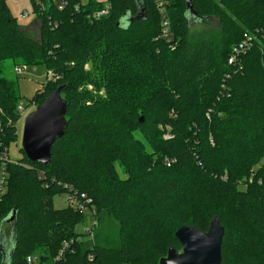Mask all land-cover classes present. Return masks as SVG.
I'll return each mask as SVG.
<instances>
[{
	"label": "trees",
	"instance_id": "1",
	"mask_svg": "<svg viewBox=\"0 0 264 264\" xmlns=\"http://www.w3.org/2000/svg\"><path fill=\"white\" fill-rule=\"evenodd\" d=\"M108 1L95 16L105 7L99 1L67 0L59 9L55 0H31L36 39L0 0V155L17 140L21 118L5 60L45 64L52 76L31 102L61 85L67 106L47 166L20 147L5 164L0 264H27L29 255L50 264L65 240L72 242L57 264H159L170 246L181 247L178 227L205 232L215 216L225 228L222 264H264V39L236 72L227 65L232 46L264 28V0H189L194 15L186 0H163L161 11L156 0ZM212 17L217 27L208 26ZM194 22L202 27L191 29ZM62 192L87 200L96 229L105 211L117 229L101 242L93 232L83 245L74 228L84 212L70 202L51 206ZM230 226L239 242L229 252Z\"/></svg>",
	"mask_w": 264,
	"mask_h": 264
},
{
	"label": "water",
	"instance_id": "2",
	"mask_svg": "<svg viewBox=\"0 0 264 264\" xmlns=\"http://www.w3.org/2000/svg\"><path fill=\"white\" fill-rule=\"evenodd\" d=\"M186 3L189 14H193L189 0H186ZM64 88L65 86H58L43 103L36 105V108L23 118L20 148L30 162L47 166L52 154V144L63 136L67 125V106L61 95ZM139 118L140 122H143L142 116ZM224 233L225 228L217 216L212 218L205 232L192 224L182 225L174 234L181 247L176 250L170 246L166 255L160 258L159 264H222ZM13 242L14 238L5 258L7 254L12 253Z\"/></svg>",
	"mask_w": 264,
	"mask_h": 264
},
{
	"label": "rangeland",
	"instance_id": "3",
	"mask_svg": "<svg viewBox=\"0 0 264 264\" xmlns=\"http://www.w3.org/2000/svg\"><path fill=\"white\" fill-rule=\"evenodd\" d=\"M80 3H86L88 0H78ZM96 2L99 1L101 4L107 6L109 4V1L107 3V0H95ZM7 6L10 10V13L12 17L15 18L16 23H18L22 27H27V25L32 26V29L28 34L33 36L36 39H40L39 35V29H40V22H38V17L33 12L32 3L31 0H7ZM26 13L27 16L25 18H21L20 14ZM36 20V23H35ZM208 26L210 27H217L218 21L215 17L209 18L207 20ZM37 25V26H36ZM199 27H202L201 23H193L191 25V29H198ZM38 30V31H37ZM27 57L20 55L19 58L14 62L11 60H5L3 62L2 67V74L8 79L11 80L14 83V87L16 89V94L19 95V104L24 108V112L21 115L20 120L17 123V134L18 138L16 141L11 142L8 151H9V157L12 160L17 159L21 154V150H18L21 145V131L23 127V118L30 113V111L34 110L36 107L34 103L31 102L33 98L36 96L37 91L43 87L44 82L46 81V77H48L49 71L46 69L45 64H35L30 65V62H27ZM21 66L22 72L16 73L15 67ZM51 74V72H50ZM137 114H142L141 110L137 111ZM155 119V118H154ZM159 117L157 119L159 123ZM161 128V126H160ZM133 134L135 137H138L141 142L146 146L148 149H151L152 147L148 145V142L146 139H144L142 132L139 131V129L133 130ZM117 166V173L122 178L125 176V172L122 168V166ZM70 202L68 198V194L62 192V193H56L52 196L51 200V206H53L54 209H62V207H65ZM84 220L81 222H78L74 228L75 234L78 235V240L83 245H89L92 243L93 239L90 234H87L84 232V230L87 227H91L93 225V219H92V213L90 210L84 211ZM99 217L101 219L100 226L97 227V229L94 227L93 231L97 237L99 238V241L101 242L103 236H105L107 233H110L108 231H111L114 233V230L117 229V226L113 219L110 217V215L105 211L101 212L99 214ZM230 226L229 231L227 230L225 235V243H226V249L230 250L236 247V243L239 242V237L236 238V232L234 228H231ZM207 226L203 229H206ZM7 230L5 231L6 235V244H9L10 236H8ZM238 245V243H237ZM240 247H246L244 246V243L240 241L239 243ZM228 252V253H229ZM125 264V263H121Z\"/></svg>",
	"mask_w": 264,
	"mask_h": 264
},
{
	"label": "built area",
	"instance_id": "4",
	"mask_svg": "<svg viewBox=\"0 0 264 264\" xmlns=\"http://www.w3.org/2000/svg\"><path fill=\"white\" fill-rule=\"evenodd\" d=\"M158 7L161 11V7L163 5V0H156ZM56 5L59 9H63L64 6L67 3V0H55ZM41 6V5H40ZM42 7V6H41ZM40 7V8H41ZM108 11V5L105 6L103 9L98 10V12L95 13V16L98 15H105ZM27 16L26 13L20 14L21 18H25ZM163 34H166L165 30H163ZM264 39V28H256L255 31L251 32V33H245L243 35V37L241 38V40L239 42H236L235 45L232 46L231 48V52L230 55L228 56V63L231 66V68L234 69V72H236L239 67H240V63H242V57L241 55L244 54L245 52H247L248 50H250L251 48H253L255 46V44L260 43V41ZM15 71L16 73H21L22 72V68L21 66H16L15 67ZM52 74H48V77H51ZM227 77V76H226ZM222 86V90L221 93L226 92L227 86H225V84H221ZM226 95L228 96V93H226ZM16 108L18 109V111L21 113V115L24 112V108L21 106V104H17ZM1 126V124H0ZM166 138H169L168 135L165 136ZM1 155H0V193L3 189V186L6 182L5 178V167H6V162L8 161H12V159H10L8 151H6L5 148H3L1 150ZM173 161V160H172ZM169 159L166 160V164L170 165V163L172 162ZM251 180V179H249ZM241 184V183H240ZM70 200V204L76 209L78 208L80 211H85V210H90L92 213V219H93V225L91 227H87L84 232L87 234H90L92 236V239L94 238V227L97 225V221L98 219L96 218V213L93 209H90L89 206L86 204L87 200L82 201L81 199L71 196L69 197ZM78 240V239H77ZM72 242V240L70 241ZM70 242L65 240L63 241L62 245H61V249L58 252V255L53 259L52 262H50V264H57L56 262L62 257L64 256L65 251L68 249V246L70 245ZM26 263L27 264H41L40 260L38 259V256H34V255H29L26 257Z\"/></svg>",
	"mask_w": 264,
	"mask_h": 264
},
{
	"label": "crops",
	"instance_id": "5",
	"mask_svg": "<svg viewBox=\"0 0 264 264\" xmlns=\"http://www.w3.org/2000/svg\"><path fill=\"white\" fill-rule=\"evenodd\" d=\"M36 23V20H35ZM35 26V25H32ZM32 26L27 25V27H23L24 31L28 34L30 30L32 29ZM37 26V25H36ZM38 31V30H37ZM30 35V34H29ZM41 37V36H40ZM94 239V238H93ZM93 242V241H92ZM88 245V244H87Z\"/></svg>",
	"mask_w": 264,
	"mask_h": 264
}]
</instances>
